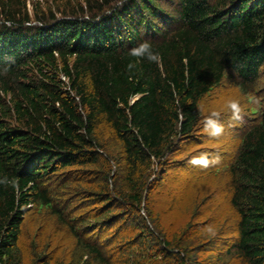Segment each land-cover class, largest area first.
I'll use <instances>...</instances> for the list:
<instances>
[{"label":"trees","instance_id":"16d2710c","mask_svg":"<svg viewBox=\"0 0 264 264\" xmlns=\"http://www.w3.org/2000/svg\"><path fill=\"white\" fill-rule=\"evenodd\" d=\"M144 41L160 62L129 72ZM263 71L264 0H0V264H143L109 231L146 223L151 175L200 145L202 101L225 85L253 101ZM248 111L224 168L234 233L157 237L160 264H264V110ZM32 215L67 246L29 252Z\"/></svg>","mask_w":264,"mask_h":264},{"label":"rangeland","instance_id":"374dc122","mask_svg":"<svg viewBox=\"0 0 264 264\" xmlns=\"http://www.w3.org/2000/svg\"><path fill=\"white\" fill-rule=\"evenodd\" d=\"M30 11H33L32 7H30ZM258 88L260 93L255 95L253 101L245 98L234 86L228 85L218 88L211 97L202 101L203 117L211 111L221 113L220 121H223L221 123L225 125V133L219 139H210L202 130L198 137L200 145L184 140L177 143L179 153L168 155V158L173 159L176 163L168 166L167 175L163 172V168L159 167L149 180L151 188L147 194L148 199L145 202L146 205H143L145 207L139 212V215L146 219V223L143 224L136 213L133 214V217L137 225L128 227L129 224L125 223L120 228H118L120 225H116L109 231L110 237L116 238L117 236L116 250L121 246L126 249L129 242L127 238H130L132 246L135 243L140 246V248L134 246L132 252L134 251L136 255L142 254L149 257L147 259L145 256L147 261L143 264H160L164 254L157 237H165L169 240L172 239V236L179 234L181 244L190 247L212 238L223 241L234 233L238 219L231 203H229L227 186L230 179L224 168L232 164L240 145V133L245 127L240 122L230 120L229 115L225 114L224 105L228 99H236L241 103L244 116L250 113L248 109L251 106L261 113L264 110V73ZM202 152L209 153L210 159L218 157L220 163L210 165L207 169L188 163L193 156H199ZM179 163L184 164L183 168L177 167ZM218 169L222 173L220 175L217 173V176L214 173ZM148 211L150 212L148 213ZM39 219H41L39 215L38 217L32 215L28 220L29 231L22 239L28 251L29 249L33 250L32 239L38 245L39 243L43 245L48 238L52 245L61 243L67 246L69 240L66 239V236L61 238L63 233L59 234V237L53 236V228L50 226L39 227L41 224ZM144 225L148 226L151 235L148 234L146 228L136 231V226L143 228ZM137 235L139 237H136ZM140 235H143L145 241H141ZM131 247L129 246L125 253H128ZM206 250L214 256L220 254V252ZM173 251L176 250L173 249ZM121 259L126 260L124 256H121ZM228 264L243 263L240 260L232 259Z\"/></svg>","mask_w":264,"mask_h":264},{"label":"clouds","instance_id":"9594fccd","mask_svg":"<svg viewBox=\"0 0 264 264\" xmlns=\"http://www.w3.org/2000/svg\"><path fill=\"white\" fill-rule=\"evenodd\" d=\"M131 57L137 58L136 62H130L127 65V70L132 72L136 69L137 64L141 60H146L150 63H159L160 54L153 49L149 41H144L129 50ZM225 114L229 115L233 122H240L244 119L243 109L241 103L236 99H228L224 105ZM221 113L211 111L202 118V130L210 139H219L225 133V125L220 121ZM193 166H199L207 169L210 165L219 164L218 157L210 159V154L207 152L200 153L199 156H193L189 161ZM0 183H7V181H0Z\"/></svg>","mask_w":264,"mask_h":264}]
</instances>
